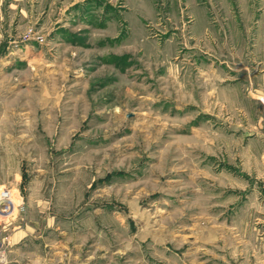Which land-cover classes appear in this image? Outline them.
I'll return each instance as SVG.
<instances>
[{
  "label": "rangeland",
  "instance_id": "374dc122",
  "mask_svg": "<svg viewBox=\"0 0 264 264\" xmlns=\"http://www.w3.org/2000/svg\"><path fill=\"white\" fill-rule=\"evenodd\" d=\"M8 1L0 231L40 205L55 264H256L227 252L208 177L264 71V0Z\"/></svg>",
  "mask_w": 264,
  "mask_h": 264
},
{
  "label": "crops",
  "instance_id": "0c3cea01",
  "mask_svg": "<svg viewBox=\"0 0 264 264\" xmlns=\"http://www.w3.org/2000/svg\"><path fill=\"white\" fill-rule=\"evenodd\" d=\"M6 1L8 5V0H0V13ZM12 1L14 8L17 0ZM255 77L256 82H250L252 86L241 94V103H225L230 111H236L240 123L230 118L232 127L223 151L225 165L223 170L212 168L215 176L208 178L215 189L210 197L219 208L216 214L222 215L225 223L227 252H240L246 262L264 264V71ZM34 210L43 212L40 205L27 207L22 221L13 218L7 231H0V264H55L51 246L40 234V216L27 217ZM203 212L200 209L199 215ZM53 222V217H48L44 228L50 229Z\"/></svg>",
  "mask_w": 264,
  "mask_h": 264
},
{
  "label": "built area",
  "instance_id": "2783aa9c",
  "mask_svg": "<svg viewBox=\"0 0 264 264\" xmlns=\"http://www.w3.org/2000/svg\"><path fill=\"white\" fill-rule=\"evenodd\" d=\"M13 205L14 203L10 191L6 188H2L0 190V217L3 218L10 215Z\"/></svg>",
  "mask_w": 264,
  "mask_h": 264
}]
</instances>
